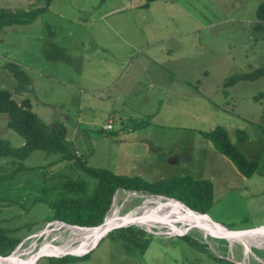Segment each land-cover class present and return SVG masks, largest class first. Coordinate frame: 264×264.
Listing matches in <instances>:
<instances>
[{"label":"rangeland","instance_id":"obj_1","mask_svg":"<svg viewBox=\"0 0 264 264\" xmlns=\"http://www.w3.org/2000/svg\"><path fill=\"white\" fill-rule=\"evenodd\" d=\"M261 5L264 0H54L32 24L0 32V90L17 102L29 100L46 132L64 135L68 151L88 166L150 183L196 169L194 179L213 185L207 216L229 230L252 229L264 223V77L224 83L264 68V34L255 30ZM42 7L44 0H0V10ZM15 67L27 79L20 82ZM7 123L0 114V139L22 147L24 138ZM218 126L258 163L251 178L213 146L204 148L200 132ZM9 161L0 158V235L21 239L10 257L23 261L41 248L69 251L53 247L71 232L50 222L51 205L63 186L93 189L97 181L75 160L39 150L13 178ZM155 198L118 191L105 219L143 212L170 221ZM170 222L139 226L147 242L138 247L128 233L114 231L85 258L42 257L35 264H264L263 244L247 250L198 229L184 241L178 227L187 224ZM263 232L252 237L264 239ZM97 234L79 241L91 245Z\"/></svg>","mask_w":264,"mask_h":264},{"label":"trees","instance_id":"obj_2","mask_svg":"<svg viewBox=\"0 0 264 264\" xmlns=\"http://www.w3.org/2000/svg\"><path fill=\"white\" fill-rule=\"evenodd\" d=\"M53 1L54 0H44V7L31 11L1 9L0 32L9 26L32 24L40 13L50 8ZM257 15L258 21L255 25V30L258 33L264 34V5L259 7ZM12 70L14 76L20 82L21 80L27 79L24 73L17 67ZM263 77L264 68H260L250 73L233 75L224 83V87L228 88L234 86L239 81L254 82ZM0 114L7 115V126L25 140L22 147L13 148L8 141L0 139V158L10 159L11 162L9 161V164L15 167L8 178H13L19 171L23 170L24 167H22L20 162L26 160L34 151L39 150L46 153L47 156H59L60 161L75 160L74 163L79 171L97 181L93 189H89L86 185L81 187H77L76 185L73 186L72 184L63 186L60 196L57 197L51 205L53 215L50 218V222H61L66 225H76L80 227L100 225L104 222L107 213L110 211L114 195L118 191L166 196L183 202L186 207L197 213L206 215L208 209L211 208L214 203L213 185L210 180H198L189 175L172 177L163 181L150 183L140 177L118 175L108 169L88 166L85 160H82L68 151L64 135L46 132L39 117L32 111L29 100L26 99L17 102L14 100L11 93L6 90H0ZM200 135L223 156L229 159L238 172L245 178L249 179L257 172L258 163L247 160L246 157L239 152L231 142L229 132L225 128L218 126L210 131H201ZM70 231L71 233H78V231L73 229ZM114 231H120L125 234L128 233V237L131 238V241L135 242L136 247L147 242L145 238V236H147L146 231L136 226L121 228ZM2 234L3 235H0V254L9 257L20 245L21 239L8 236L11 233H7V235L4 233ZM179 237L185 239L184 241L190 238L188 235ZM222 242L228 244L227 241ZM88 254L80 257V259L87 257Z\"/></svg>","mask_w":264,"mask_h":264},{"label":"water","instance_id":"obj_3","mask_svg":"<svg viewBox=\"0 0 264 264\" xmlns=\"http://www.w3.org/2000/svg\"><path fill=\"white\" fill-rule=\"evenodd\" d=\"M157 197L160 198V199H163V200H170V201H174L176 203H180L187 213H189L192 216L198 217L202 221L201 224H199V225H195V226L187 225L186 227H182V226L178 227L181 230L180 231L181 234L178 233L179 236L186 235V234L190 233L194 229H198V230L204 229L205 225H203L204 224L203 221H206L205 222V224L207 225L206 228L208 227L212 231H215L216 233H218V234H220L222 236V237H217V238L226 240V241H228L230 243L249 242V243H252L251 245H254L255 243L264 245V239L255 240L256 238L252 237L254 234L256 236V233L258 232V229L263 227L264 223L258 224L255 227H253L252 229L229 230L223 224H220V223L212 221L206 214L197 213V212L191 210L190 208L186 207V205L183 202L178 201L177 199L168 198L166 196H157ZM125 215H122L121 219L119 220V222L115 226H108L107 223H106V219L104 220V222L102 224L97 225V226H93V227H80V226H76V225L75 226H70V225H66V224L63 223V225L66 228H73V229H78V230L103 229V232L99 236V238L93 243V245L89 248V250H87V252H85L84 254H79L77 252H68L67 254H64L62 256H55V255H50V254H48L46 252H42L41 251L42 248H41L37 253H35L34 255L30 256L29 260L25 261L24 264H35L42 257L63 258V257L69 256V255L76 256V257H82V256L88 254L91 250H93L95 248V246L98 244V242L102 238H104L110 232H112L114 230L121 229V228H127V227H131V226H136V227L146 226V225H144L142 223H144V220L148 219V216L143 215V216L136 217L135 220H128V219L125 218ZM204 217H207V220H205ZM151 221H154V220H151ZM164 222L166 224L171 225L170 221L164 220ZM241 231H243V232H241ZM211 236H213V235H211ZM66 241L62 242V244H64ZM62 244L53 245V247L54 246L56 247V246L62 245ZM3 257L5 259L11 258L10 256L9 257L3 256Z\"/></svg>","mask_w":264,"mask_h":264},{"label":"bare ground","instance_id":"obj_4","mask_svg":"<svg viewBox=\"0 0 264 264\" xmlns=\"http://www.w3.org/2000/svg\"><path fill=\"white\" fill-rule=\"evenodd\" d=\"M130 195V194H129ZM134 197V196H133ZM141 197V196H140ZM153 203H155L157 206L156 207H161V212L162 213H169L171 215L170 217V221H177V222H184L187 225H199L201 224V220L198 217L192 216L189 213H187L184 208L182 207V205L180 203H176L174 201H170V200H163L160 198H155V200L152 201ZM184 211V212H183ZM145 213V212H144ZM174 214V215H172ZM130 215V214H128ZM125 215V218L128 220H135L136 217L138 216H143V212H141L139 215H133V216H128ZM148 215V214H147ZM121 215H119L118 213H113L112 216L107 217L106 219V223L108 226H115L119 220L121 219ZM205 220H207V217H204ZM154 220V221H151ZM206 221H203V225H205L204 229H202L206 234H212L218 237H222L220 234L216 233L215 231H212L210 228H206ZM158 223L157 221H155V217H148V219L144 220V225H146L147 227H155L154 225ZM159 227H164L166 226V223L161 224L158 223ZM62 227V226H61ZM69 230L73 229V228H68ZM76 230L80 233H71L70 237L68 238V240L61 246L59 247H65L68 248L70 252H77L79 254H84L85 252H87V250H89V248L93 245V243L99 238V236L102 234L103 229H97V230H78V229H73ZM262 231H264V228L258 229V232L256 233V235H258L259 233H262ZM82 232V233H81ZM243 232V231H241ZM97 234V236L95 237L93 243L90 244H84L81 243L79 240L81 239L82 234ZM264 235V232H263ZM255 236V234L253 235ZM262 239V238H261ZM258 240V239H255ZM260 240V239H259ZM78 245H77V244ZM245 244V247L247 250H250V246L252 243L249 242H243ZM76 244V246H75ZM257 244V243H255ZM59 247H56L57 249ZM55 248V247H54ZM42 252H46L50 255H55V256H62L64 254H67L68 251H46L45 248L41 249ZM250 253V252H249ZM29 256L23 261H18V257L16 256H12L11 258L5 259L3 257H0V264H24L25 261L29 260ZM246 258V257H245Z\"/></svg>","mask_w":264,"mask_h":264},{"label":"crops","instance_id":"obj_5","mask_svg":"<svg viewBox=\"0 0 264 264\" xmlns=\"http://www.w3.org/2000/svg\"><path fill=\"white\" fill-rule=\"evenodd\" d=\"M202 144L204 145V148L207 150V149H211V144L210 143H208L205 139H202ZM220 157V156H219ZM225 157V156H224ZM224 157H220V159L221 160H219V161H221L222 163H220V164H223V166H224V168L226 169V170H229L230 169V163H228L227 161H226V159L224 158ZM223 158H224V161H223ZM229 160V159H228ZM230 161V160H229ZM231 162V161H230ZM232 163V162H231ZM233 164V163H232ZM234 165V164H233ZM235 167V166H234ZM236 168V167H235ZM203 169V168H202ZM237 172H238V170L237 169H235ZM192 172H190V174L189 175H195V174H197V170L196 169H194V170H191ZM201 176H202V174H200ZM201 180V179H200Z\"/></svg>","mask_w":264,"mask_h":264},{"label":"built area","instance_id":"obj_6","mask_svg":"<svg viewBox=\"0 0 264 264\" xmlns=\"http://www.w3.org/2000/svg\"><path fill=\"white\" fill-rule=\"evenodd\" d=\"M105 129H106L107 131H110V130L112 129V123H110L109 125H107V126L105 127Z\"/></svg>","mask_w":264,"mask_h":264}]
</instances>
